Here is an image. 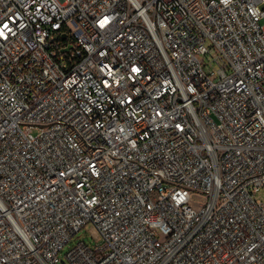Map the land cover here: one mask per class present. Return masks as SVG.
<instances>
[{"label": "built area", "instance_id": "2783aa9c", "mask_svg": "<svg viewBox=\"0 0 264 264\" xmlns=\"http://www.w3.org/2000/svg\"><path fill=\"white\" fill-rule=\"evenodd\" d=\"M262 188L264 0H0V264H264Z\"/></svg>", "mask_w": 264, "mask_h": 264}, {"label": "rangeland", "instance_id": "374dc122", "mask_svg": "<svg viewBox=\"0 0 264 264\" xmlns=\"http://www.w3.org/2000/svg\"><path fill=\"white\" fill-rule=\"evenodd\" d=\"M220 65L216 62H213L212 64L209 63V68H207V70L211 69V70H217L219 69ZM255 198L256 199H260L262 201H264V188H262L259 192H257L255 194ZM205 201V197L201 196V195H193L192 197V205L197 208L200 209L202 207V202ZM92 230H90L89 228L83 229L82 231H80L73 239L71 242H69V244H67L62 252V258L64 257V254L73 246L75 245L79 240H83L85 241L87 244L94 246L97 242V240H95L92 236Z\"/></svg>", "mask_w": 264, "mask_h": 264}]
</instances>
